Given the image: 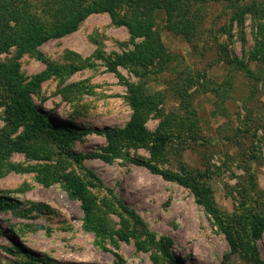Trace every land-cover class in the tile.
<instances>
[{"label": "rangeland", "instance_id": "374dc122", "mask_svg": "<svg viewBox=\"0 0 264 264\" xmlns=\"http://www.w3.org/2000/svg\"><path fill=\"white\" fill-rule=\"evenodd\" d=\"M30 1L35 8L40 4V12L43 0ZM153 2L159 51L149 64L118 66L117 72L150 98L141 112L144 126L173 137L161 156L154 157L148 147H130L127 153L160 169L202 174L220 219L189 188L128 156L75 162L47 132L39 157L19 151L8 157L27 171L0 176V201L6 203L0 210V264H45L31 263L19 249L48 257L50 264H170L156 243L162 236L171 239L175 264H248L241 254L250 244L264 260V229L259 237L250 236L244 215L252 209L264 217V0H177L179 9L170 18ZM133 46L125 26L97 12L75 31L39 45L44 59L33 53L18 58L27 78L45 70L47 62L78 66L63 78L44 80L33 95L51 119L79 128L66 142L73 152L101 153L107 139L90 129L124 127L129 121L126 85L107 62ZM16 50L14 45L5 49L0 59H13ZM2 98L0 89V133L7 146L24 128L6 121ZM46 165L89 184L105 225L102 238L83 229L80 201L60 181H40L39 170ZM249 171L259 203L244 190ZM226 226L236 231L240 253L231 251Z\"/></svg>", "mask_w": 264, "mask_h": 264}, {"label": "trees", "instance_id": "16d2710c", "mask_svg": "<svg viewBox=\"0 0 264 264\" xmlns=\"http://www.w3.org/2000/svg\"><path fill=\"white\" fill-rule=\"evenodd\" d=\"M47 0L41 2L42 9L35 8V1L30 0H0V53L11 46H16V56L11 60L0 59V89L2 90V102L5 106V117L9 124H16L23 127L22 134L16 138L14 144L6 146L5 136L0 133V176L10 171H27V168H19L17 164L8 162V157L12 151L23 152L30 157L37 158L44 150V139L46 133L56 140H59L64 154L79 162L82 157H100L106 161L110 157L126 155L128 158L146 167L153 173L160 174L163 178L175 181L189 188L197 201L203 204L217 220L221 215L217 209L213 197L212 189L202 182V174L177 173L171 170L160 169L156 165L145 160L129 156L128 148L148 147L151 154L161 156L164 152V145L173 137L170 133L158 129L150 131L144 126V118L141 112L146 106L151 104L150 98L142 91L135 82L123 79L117 72L118 66L147 65L158 52L160 47L155 37L154 20L151 4L158 1V5L164 9L167 17H172V13L179 9L177 0H55V4L48 3ZM152 2V3H150ZM147 3H150L147 5ZM147 5V6H146ZM106 12L115 25L125 26L134 46L132 49L114 54L107 63L108 70L117 73L121 81L126 85L127 100L132 109L129 121L124 127L102 128L94 127L90 130L102 133L107 139V145L102 147L101 153H75L66 147V142L72 134L79 130L78 127L69 122H57L51 119L46 112L40 110L34 100L33 95L40 91L41 83L51 76L63 78L78 70V66L70 63L60 65L47 62L45 70L27 78L20 71L18 58L23 53H33L36 57L44 59L37 49L39 45L51 38H59L75 31L81 21L89 14ZM189 25V23H185ZM142 38L134 41L135 38ZM163 124L159 126L161 128ZM89 130V131H90ZM126 150V154H125ZM40 181L49 184L51 181H60L61 185L72 198L80 201L82 210V226L86 231L94 233L95 237L102 238L105 225L96 215V199L91 196L88 186L84 180L71 173H60L52 165H46L39 170ZM247 192L252 193L251 199L259 203V193L257 190L255 177L252 171L247 175ZM6 203L0 201V210ZM128 214L138 223L144 226L142 220L132 211ZM250 236L259 237L264 229V217L261 213L248 210ZM249 228V227H248ZM226 238L232 252L240 249V243L236 231L224 227ZM154 241V240H152ZM160 250L168 259L170 264H175L173 254L169 248L171 239L162 236L158 242ZM19 252L31 263L50 264L51 260L30 251ZM239 253L241 251H238ZM248 264H264L256 247L248 245L244 254Z\"/></svg>", "mask_w": 264, "mask_h": 264}]
</instances>
